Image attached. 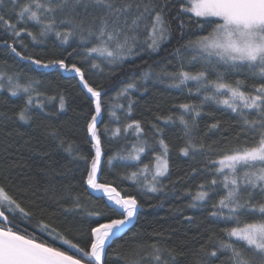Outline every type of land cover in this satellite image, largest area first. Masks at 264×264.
<instances>
[{"label": "snow or ice", "instance_id": "1", "mask_svg": "<svg viewBox=\"0 0 264 264\" xmlns=\"http://www.w3.org/2000/svg\"><path fill=\"white\" fill-rule=\"evenodd\" d=\"M10 7L4 8V0H0V29L10 38L0 41L7 52L15 54L22 60L44 68L59 66L64 71H72L80 77V83L95 105V114L88 122L87 131L91 138L95 155L92 156L87 169L86 184L94 191L101 192L113 205L111 211L122 219H110L107 223H98L91 228L89 242L85 246L73 243L55 227L41 219L35 225L41 235L29 232L34 212L27 210L23 203L0 184V264H108L104 259L110 241L118 238L126 224L130 223L140 207L138 200L131 195H121L115 187L98 183L97 172L101 166V139L97 124L102 115L101 91L90 86L85 80L84 72L76 63H66L74 54H82L83 59H91L93 54L102 57L108 64H117L139 56L143 52H156L162 43L171 37V24L168 19L169 8H176V18L188 16L189 24L196 25L197 32L189 35L183 45L185 52L194 54L190 63L203 61L200 70L195 73L183 69L169 72L166 68L155 72V77L163 82L169 80V87L183 89L188 82L196 84L195 91H203V100L199 105L182 103L177 107L181 110L178 116L157 117L164 124L174 123L176 119L183 126L188 138L184 147L180 148L183 156L203 153V143L196 144L191 136L195 120L201 115L204 102H212L230 109L237 120L239 131L237 143L217 154L218 158L209 160L206 170L212 179L198 185V190L191 195L189 208H196L211 203L209 217L218 219L225 224L234 226L225 228L227 239H217L211 248L205 244L197 250L196 264H214L220 254L228 255V264H254L259 257V264H264V0H8ZM15 16V21L12 17ZM34 23L39 32L34 33L27 25ZM26 33L33 43H43L44 38L54 34L60 45L76 47L67 52L64 58L52 59L43 63L27 53L28 45L21 37ZM204 33V34H198ZM184 21L180 24V39H184ZM194 37V38H193ZM91 44V47L88 45ZM20 45L22 51H18ZM77 49L81 51L78 53ZM67 51V49H64ZM179 56L181 48L175 49ZM220 66H223L221 70ZM93 68L100 65L93 62ZM143 71L139 77L131 78L125 83L118 95L126 96L129 90L137 87V80L152 79V66ZM215 79H209V73ZM230 76L237 77L234 80ZM17 78L0 71V88L7 79V87L11 96L20 93L27 96L25 107L18 119L27 122L32 117L29 107L33 103V84L39 81L29 80L21 83ZM239 77H243L242 79ZM249 81H252L251 85ZM191 94L193 89L188 88ZM39 95V93H37ZM50 99H55L52 97ZM37 107H41L37 105ZM132 102L129 101L128 113L131 114ZM60 108H64V98L60 97ZM115 116V113H111ZM191 115L192 121L185 119ZM209 130L218 129L219 122L210 124ZM160 135L157 147L153 148L155 156V172L151 181L144 186L148 192L156 193L164 190L158 178L165 177L169 172L170 148L163 138L164 129L153 124ZM134 129L137 139L143 132L141 122L133 120L124 128L127 133ZM121 129L116 128L112 135L118 137ZM56 136V132L50 133ZM61 144L63 141L61 140ZM147 141L139 146L133 145L126 156L120 160L140 161L141 153H145ZM71 153L72 147L66 149ZM208 151H212L211 146ZM78 159L87 161L88 157L78 155ZM117 157H109L112 165ZM149 166L144 165L138 172H132L126 179L139 183L138 177L148 173ZM196 172V169H193ZM218 200L214 197L219 193ZM202 202V203H201ZM77 209L83 206L79 199L74 198ZM88 216L100 215L88 211ZM191 220L192 217H185ZM23 225V226H22ZM161 237L162 233H157ZM52 238V242L42 239ZM56 241L66 245L67 249L57 246ZM151 251L143 256L126 261V264H179L178 257L184 252L175 248L162 246L159 240L149 245ZM70 249L71 251H69Z\"/></svg>", "mask_w": 264, "mask_h": 264}, {"label": "trees", "instance_id": "2", "mask_svg": "<svg viewBox=\"0 0 264 264\" xmlns=\"http://www.w3.org/2000/svg\"><path fill=\"white\" fill-rule=\"evenodd\" d=\"M3 7H10L8 0H4ZM177 11L178 5L176 8H169L171 37L156 52H143L117 64H108L95 54L87 61L82 54H74L66 60V63H76L81 67L88 84L101 91L102 115L97 124L102 155L99 183L115 187L121 195L134 196L140 205L134 223L106 248L104 259L108 264H126L127 260L143 256L151 251L149 245L156 240L162 246L184 252L183 256L177 258L179 264H196L200 245L207 242L210 249L217 239H227L225 228L234 226L209 217L211 203L196 208H189L187 205L191 202V195L198 190V185L212 179L211 173L206 170L208 161L217 159L219 152L237 143L239 128L235 114L222 105L204 102L191 136L194 143L204 144L205 151L195 156H183L180 153V148L185 146L188 138L178 119L167 125L163 119L157 120V117L180 115L181 110L177 107L179 104L199 105L203 100V95L196 93V87L191 81L188 82V87L178 89L169 87V80L161 82L155 77V72L162 68L169 72L181 70V57L184 58L183 69L193 73L200 70L204 63L189 62L193 52H185L183 45L197 29L194 23L188 22L191 14L177 19ZM12 19L15 21V16ZM181 21H184V39H180ZM27 27L34 33L39 32V27L34 23H29ZM4 39L11 42V38L0 29V41ZM19 39L28 45L27 53L43 63L64 58L67 52L76 47L75 41L71 47L60 45L54 34L44 38L43 43H33L26 33H22ZM16 47L18 51H22L20 45ZM176 48H181L179 56L175 52ZM80 51L77 49L78 53ZM93 62L100 67L93 68ZM149 65L152 66V79H139L137 87L129 90L126 96L118 95L125 83L131 78L139 77L143 71H148ZM220 68L223 70V66ZM0 71L14 79L19 74L22 84L29 80L39 81L38 85L33 84V103L29 107L32 118L27 122L19 120L17 115L25 107L27 96L20 93L13 97L8 88H0V184L8 187L27 210L34 212L29 232L41 235L35 225L42 219L73 243L85 246L89 242L91 228L96 227L97 222L107 223L110 219L123 218L111 211L113 206L105 197L91 195L85 182L91 158L95 155L87 131L88 122L95 114L91 94L74 72L64 71L59 66L44 68L34 65L29 60H22L7 52L2 43ZM236 78L229 77L231 80ZM209 79H215V74L210 72ZM251 83L253 82L249 81L250 85ZM189 87L193 89L191 94ZM61 96L64 98L63 109L60 108ZM52 97L55 99H50ZM130 100L133 107L129 115ZM113 112L115 116L111 115ZM185 119L190 123L192 121L191 115H186ZM133 120L141 122L143 132L139 139L134 129L127 133L123 131ZM217 121L219 128L209 130L208 126ZM153 124L164 129L162 136L170 148L169 172L165 177L158 178L164 190L156 193L148 192L144 186L150 182L147 174L138 177L139 183L126 179L144 165L150 168L155 161L153 148L157 147L160 135L156 133ZM118 127L121 133L118 137H113L112 133ZM53 131L56 136L50 134ZM142 141H147L148 147L145 153H141L140 161L118 159L128 155L133 145L139 146ZM69 145L72 147L71 153L66 150ZM210 146L212 151H208ZM78 155L87 156L88 160H80ZM109 157H117L112 165L108 164ZM222 194L223 192L216 195L214 200H218ZM74 198L79 199L82 208H75ZM88 211H95L100 215L88 216ZM185 217L192 219L187 220ZM157 233L163 235L157 237ZM41 238L52 242L51 237ZM56 245L67 249L59 241H56ZM145 264H150V261L146 260ZM214 264H228V255L220 254ZM254 264H259V257L254 259Z\"/></svg>", "mask_w": 264, "mask_h": 264}, {"label": "water", "instance_id": "3", "mask_svg": "<svg viewBox=\"0 0 264 264\" xmlns=\"http://www.w3.org/2000/svg\"><path fill=\"white\" fill-rule=\"evenodd\" d=\"M101 161H102V155H101ZM99 172H100V168L98 169V172H97V177H98V179H99ZM97 182L99 183V180H97ZM88 191H89V193L91 194V195H93V196H95V197H105L106 198V201H107V197L106 196H103V194L102 193H100V192H97V191H94L93 189H91L89 186H88ZM108 202V201H107ZM110 205H111V203L110 202H108ZM113 206V205H112ZM137 211H138V209H137ZM136 215H137V212H136ZM136 215L134 216V218L131 220V222L130 223H128V224H126L125 225V227H124V229L120 232V233H118V236H120L121 234H123L133 223H134V221H135V218H136ZM111 242V241H110Z\"/></svg>", "mask_w": 264, "mask_h": 264}, {"label": "rangeland", "instance_id": "4", "mask_svg": "<svg viewBox=\"0 0 264 264\" xmlns=\"http://www.w3.org/2000/svg\"><path fill=\"white\" fill-rule=\"evenodd\" d=\"M192 54H194V53H192ZM189 82H190V81H189ZM3 83L5 84V87L8 88V87H7V79H5V80L3 81ZM191 83H193L194 86L196 87V84H195L194 82L191 81ZM200 93L204 96L203 91H201ZM222 106H223V105H222ZM223 107H224V106H223ZM225 108H226V107H225ZM154 164H155V161H154L153 165L149 168L148 173H145V174L148 175L150 181H151V176H152V174H154V172H155V166H154ZM100 193H101V192H100Z\"/></svg>", "mask_w": 264, "mask_h": 264}]
</instances>
